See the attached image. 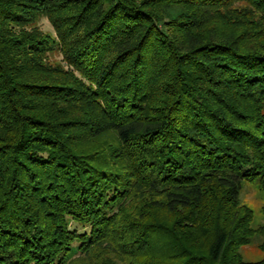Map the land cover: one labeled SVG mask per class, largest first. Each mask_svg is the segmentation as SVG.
<instances>
[{"label":"trees","instance_id":"16d2710c","mask_svg":"<svg viewBox=\"0 0 264 264\" xmlns=\"http://www.w3.org/2000/svg\"><path fill=\"white\" fill-rule=\"evenodd\" d=\"M245 182L264 0H0V264H264Z\"/></svg>","mask_w":264,"mask_h":264},{"label":"rangeland","instance_id":"374dc122","mask_svg":"<svg viewBox=\"0 0 264 264\" xmlns=\"http://www.w3.org/2000/svg\"><path fill=\"white\" fill-rule=\"evenodd\" d=\"M36 26L45 33L53 34V28L46 17H41L36 21ZM47 61L52 65H64L62 55L58 50H54L47 55ZM239 198L241 203L252 209L253 218L251 226L257 227L264 223L262 206L264 205V189H260L255 182H245L241 188ZM258 240H254L240 247L241 257L247 261H258L263 258V252L258 246ZM74 253L76 247L71 248Z\"/></svg>","mask_w":264,"mask_h":264}]
</instances>
